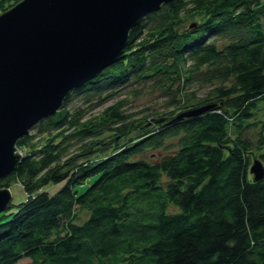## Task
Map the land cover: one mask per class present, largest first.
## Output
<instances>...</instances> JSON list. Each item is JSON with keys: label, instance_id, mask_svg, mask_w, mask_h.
<instances>
[{"label": "trees", "instance_id": "obj_1", "mask_svg": "<svg viewBox=\"0 0 264 264\" xmlns=\"http://www.w3.org/2000/svg\"><path fill=\"white\" fill-rule=\"evenodd\" d=\"M133 76L172 108L139 115L121 99L84 117L66 107L70 93L39 136L17 140L25 151L0 188L19 181L26 197L0 212V264H264V178L250 170L264 165V0L164 3L73 92L102 100ZM192 82L211 87L198 96ZM205 103L215 107L170 122Z\"/></svg>", "mask_w": 264, "mask_h": 264}, {"label": "water", "instance_id": "obj_2", "mask_svg": "<svg viewBox=\"0 0 264 264\" xmlns=\"http://www.w3.org/2000/svg\"><path fill=\"white\" fill-rule=\"evenodd\" d=\"M171 0H19L0 14V181L21 157L16 142L56 113L70 93L115 63L129 31ZM205 103L171 119L201 115ZM254 180L264 178L255 158ZM11 202L0 188V212Z\"/></svg>", "mask_w": 264, "mask_h": 264}, {"label": "rangeland", "instance_id": "obj_3", "mask_svg": "<svg viewBox=\"0 0 264 264\" xmlns=\"http://www.w3.org/2000/svg\"><path fill=\"white\" fill-rule=\"evenodd\" d=\"M17 1L19 0H0V14L5 9H8L12 5H14ZM212 38H217V42L221 44L225 37L223 35H217ZM188 87L190 90H194L198 96H205L211 86L199 82H192L188 85ZM110 89L114 91L111 93V95H105L102 100H99V92L91 88L85 89L79 93L72 92L69 100L66 103V107L71 112L78 109L84 110V117H89L93 114H96L101 111L106 105L121 99L125 100L124 109L126 111L139 115H141V110L144 111L142 113H151L155 111L160 112L165 109L172 108L170 103L171 94L165 92L164 89L160 88L158 85H155L152 79L147 80V82H141L135 80L133 76L128 81H124L123 83ZM103 93H106V91H104ZM38 129L39 126L38 124H36L30 129V133H34L39 136ZM257 134L258 128L254 127L250 131L249 136L252 139H255L257 137ZM17 149L18 152L21 153H24L25 151L23 149L20 150L18 147ZM164 151V149L148 150L145 153L144 157L150 160L155 159ZM62 184L63 183L56 185L50 184L44 189L52 193L56 191ZM9 190L11 192V205L3 211H15L18 208V202L26 197V192L23 188V185L19 181L12 182ZM80 216L81 221H83L87 217L86 213L83 211L80 213ZM29 262L30 259L25 257L17 261L16 264H29Z\"/></svg>", "mask_w": 264, "mask_h": 264}]
</instances>
